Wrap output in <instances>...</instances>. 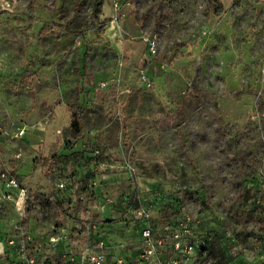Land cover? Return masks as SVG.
<instances>
[{"label": "rangeland", "instance_id": "374dc122", "mask_svg": "<svg viewBox=\"0 0 264 264\" xmlns=\"http://www.w3.org/2000/svg\"><path fill=\"white\" fill-rule=\"evenodd\" d=\"M2 173L0 264H264V0H0Z\"/></svg>", "mask_w": 264, "mask_h": 264}, {"label": "built area", "instance_id": "2783aa9c", "mask_svg": "<svg viewBox=\"0 0 264 264\" xmlns=\"http://www.w3.org/2000/svg\"><path fill=\"white\" fill-rule=\"evenodd\" d=\"M147 51L150 57H155L156 55V43L153 40H149L146 43ZM142 80L147 82V86L151 85L150 81L147 79L146 75L142 73L141 75ZM25 133V127L19 129V134ZM1 184L3 186L2 190L0 191V199L5 200L9 197L8 191L12 189H17L19 184L15 178L9 176L6 173L1 174ZM107 202H111L107 199ZM83 222V221H82ZM91 228H95V223L91 222ZM141 236L143 238L148 239L150 237V229L148 227H143L141 229ZM101 248V246H100ZM99 248V249H100ZM80 259L81 264H105V253L103 251H97L94 249L92 244L86 248V251L81 256Z\"/></svg>", "mask_w": 264, "mask_h": 264}, {"label": "trees", "instance_id": "16d2710c", "mask_svg": "<svg viewBox=\"0 0 264 264\" xmlns=\"http://www.w3.org/2000/svg\"><path fill=\"white\" fill-rule=\"evenodd\" d=\"M71 124L75 130L80 131V129H81L80 114L77 110L72 114V123ZM216 264H223V262L218 260V261H216Z\"/></svg>", "mask_w": 264, "mask_h": 264}, {"label": "crops", "instance_id": "0c3cea01", "mask_svg": "<svg viewBox=\"0 0 264 264\" xmlns=\"http://www.w3.org/2000/svg\"><path fill=\"white\" fill-rule=\"evenodd\" d=\"M3 186L0 182V191L2 190ZM5 251V248L3 246V244H0V256L3 254V252Z\"/></svg>", "mask_w": 264, "mask_h": 264}]
</instances>
